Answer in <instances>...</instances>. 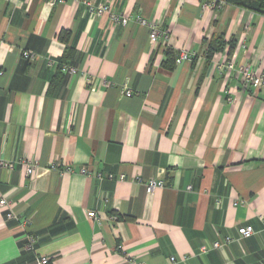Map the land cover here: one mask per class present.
<instances>
[{
    "label": "crops",
    "instance_id": "1",
    "mask_svg": "<svg viewBox=\"0 0 264 264\" xmlns=\"http://www.w3.org/2000/svg\"><path fill=\"white\" fill-rule=\"evenodd\" d=\"M209 1L90 0L121 25L73 0H0V197L17 216L0 210V264H264V88L239 72L264 74V15Z\"/></svg>",
    "mask_w": 264,
    "mask_h": 264
},
{
    "label": "built area",
    "instance_id": "2",
    "mask_svg": "<svg viewBox=\"0 0 264 264\" xmlns=\"http://www.w3.org/2000/svg\"><path fill=\"white\" fill-rule=\"evenodd\" d=\"M73 1L75 3H84L87 6L89 11H93L95 13H101L104 11L108 12L110 19H111L113 24L125 25L129 21V17L123 16V15L116 13L115 11L111 10V7L108 3H101L97 6H93L91 4L90 0H73ZM210 1H209V3H212V5H213V3H215V0H210ZM223 3H225L224 0L221 1V4H223ZM135 21L148 28L149 38L151 41H155L156 39H160V38L165 40V41L168 39L169 31L167 29H162L158 25L157 22L150 21L141 15L137 16ZM21 55L23 58L27 59L28 61H32L36 58V54L30 50H27V49L22 50ZM186 57H187V55L182 53L179 58H186ZM46 62H47V66L58 67V69L61 72H68V73H74L75 72L74 67L69 66L67 64H60L57 60H55L51 57H48ZM232 66L233 65L231 62H228L225 64V67H228V68H231ZM239 72L241 73L242 82H243L244 87L251 86L254 88H264V74H256L255 72H253L251 70L249 64L240 65L239 66ZM1 73H2V71L0 70V74ZM123 93L126 96L132 95L131 89L126 87V85H124ZM21 162L25 166L26 176H30L33 173V171L35 170V168L37 167V163L29 161V160L24 159V158L21 159ZM13 164L14 163L11 160L0 159V166L1 167H5V168L10 170V169H12ZM67 169L70 170L69 168H67ZM80 172L84 174V173H87V170L85 168H81ZM123 178H124V175H120V179H123ZM134 178L137 182H139L145 186L146 193H148V194L151 193L155 188H159V187L163 186V181L160 179H155V180L151 179L148 181H144L140 175H136ZM187 188H190V187L188 186ZM2 209L5 210V218L7 220L8 219L9 220L17 219V216L12 212L10 201L7 200L3 196L0 197V210H2ZM87 215L90 218H94L96 221L99 220L98 215L93 210L88 211ZM109 219L111 221H116V220H118V217L116 215H111V216H109ZM22 223L27 225L29 223V220H24ZM237 233H238L237 238H234L232 236H225V241L229 242V241H232L234 239L238 240L240 237H248L250 235H253L254 229L251 225H246V226L239 227L237 229ZM29 241L32 242L31 237L29 238ZM212 246L219 248V247H221V244L218 241H214ZM202 250L206 251V248L202 247ZM124 259L129 264H145L143 262L138 261L134 257H125ZM173 260H174V257L171 256L169 258V262L171 263V262H173ZM48 262H49V257H47L46 255H41L38 258L39 264H48Z\"/></svg>",
    "mask_w": 264,
    "mask_h": 264
},
{
    "label": "trees",
    "instance_id": "3",
    "mask_svg": "<svg viewBox=\"0 0 264 264\" xmlns=\"http://www.w3.org/2000/svg\"><path fill=\"white\" fill-rule=\"evenodd\" d=\"M226 3L233 4L252 12L264 15V0H224ZM65 39V38H64ZM226 41L222 38L221 35H215L209 42L207 48V54H210L213 51L222 50L225 47ZM229 51L233 48V42L229 41ZM165 61H163L164 66L172 68L176 62L177 52L172 48L165 49Z\"/></svg>",
    "mask_w": 264,
    "mask_h": 264
}]
</instances>
